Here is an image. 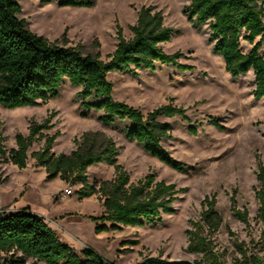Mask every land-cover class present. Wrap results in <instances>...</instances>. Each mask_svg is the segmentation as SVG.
I'll return each instance as SVG.
<instances>
[{
    "label": "rangeland",
    "instance_id": "374dc122",
    "mask_svg": "<svg viewBox=\"0 0 264 264\" xmlns=\"http://www.w3.org/2000/svg\"><path fill=\"white\" fill-rule=\"evenodd\" d=\"M25 19L34 33L60 45L78 46L84 53L100 54L107 61L118 44V27L125 38L132 37L142 7L153 6L162 11L164 23L174 32L169 42L161 44L169 54L180 52L181 65L156 63L154 69L113 71V98L142 111L144 115L164 104L185 108L189 120L180 116L160 117L170 125L171 136L162 145L186 167L178 171L147 153L136 141L126 138L130 121L116 120L105 125L99 120L103 111L92 110L81 115V87L64 80L57 98L34 107L6 109L0 106V135L6 155H0V209L6 213L28 206L53 227L61 239L81 254L86 247L116 264H135L146 257H159L179 263L194 262L202 255L188 252L187 230L200 218L202 202L216 194V209L223 222L213 235L215 251L221 264H242L237 243L249 253L260 252L263 222L258 216L260 203L255 196L258 161L264 164V97L254 96L255 76H233L225 69L220 54L213 51L209 23L194 27L185 12L189 0H95L92 7L61 6L59 0H18ZM241 48L248 52L252 45L241 38ZM264 47L262 48V51ZM53 115V127L45 133L57 132L53 152L70 154L77 148L75 139L85 133L110 138L119 148L118 162L137 183L147 174L156 180L173 183L179 192L173 203V214H162L142 227L124 226L120 230L96 233L94 217L103 214V202L97 195L82 198V183H66L61 178H47L31 153L44 141L35 142L28 151L27 167L20 169L5 158L16 147V135L29 134L31 122H42ZM215 120L223 125L215 126ZM194 127L196 133L190 130ZM115 176L113 166L102 162L86 171L87 183L94 184ZM70 189L71 194L66 190ZM236 190L240 208L249 211V223L240 221L231 210V196ZM15 206V207H13ZM29 264H45L34 258Z\"/></svg>",
    "mask_w": 264,
    "mask_h": 264
},
{
    "label": "trees",
    "instance_id": "16d2710c",
    "mask_svg": "<svg viewBox=\"0 0 264 264\" xmlns=\"http://www.w3.org/2000/svg\"><path fill=\"white\" fill-rule=\"evenodd\" d=\"M52 2L54 0H42ZM61 6L92 7L95 0H59ZM22 8L18 0H0V106L6 109L34 107L58 97L59 90L68 80L81 87L83 117L92 110L103 111L99 120L109 125L116 120L130 121L126 138L136 141L144 150L166 166L182 171L186 165L174 158L162 145L169 138L170 125L160 117L180 116L189 120L185 108L164 104L144 115L141 110L113 98V83L108 74L113 71L154 69L155 64L181 65L180 52L166 53L161 44L169 42L174 30L166 26L162 11L153 6L142 7L135 24L130 26L132 37L127 39L118 27V44L115 51L104 61L100 54L84 53L78 46L60 45L32 32L25 19L19 18ZM194 27L209 23L213 51L220 54L225 69L233 76L254 72L256 98L264 97V0H189L185 12ZM247 41L252 48L244 52L240 40ZM53 115L42 122H31L29 134L16 135V147L5 158L20 169L27 167L28 151L37 141L44 145L31 153L38 166L47 172L48 179L61 178L66 183H82L78 191L82 197H97L103 202L104 212L94 217L95 232L120 230L124 226L142 227L162 214L175 212L174 201L183 188L164 180L157 181L156 175L147 174L137 183L118 162L119 148L110 138L85 133L82 140L75 139L77 148L70 154L53 152L52 147L59 132L45 133L53 127ZM223 129L224 126L213 120ZM192 133H196L191 127ZM0 135V155H6ZM105 162L115 169L112 179L88 184L86 171L89 167ZM255 196L260 203L258 216L264 225V164L258 161ZM231 210L243 223H249V211L240 208L236 201V190L231 198ZM217 196H207L203 202L200 218L191 222L187 230V251L202 255L194 262L175 263L159 257H146L135 264H221L215 251L213 235L223 222L216 209ZM260 252H251L237 243L243 256L242 264H264V227ZM0 251H15L22 254L18 264L34 258L45 264H116L99 255L92 248H84L79 254L74 247L64 242L57 231L46 220L33 213L30 208L0 216Z\"/></svg>",
    "mask_w": 264,
    "mask_h": 264
},
{
    "label": "built area",
    "instance_id": "2783aa9c",
    "mask_svg": "<svg viewBox=\"0 0 264 264\" xmlns=\"http://www.w3.org/2000/svg\"><path fill=\"white\" fill-rule=\"evenodd\" d=\"M66 193L71 194V190L67 189ZM7 210L0 209V216L6 214ZM11 213V212H10ZM22 254L15 251H0V264H18ZM25 264H29L28 260Z\"/></svg>",
    "mask_w": 264,
    "mask_h": 264
},
{
    "label": "crops",
    "instance_id": "0c3cea01",
    "mask_svg": "<svg viewBox=\"0 0 264 264\" xmlns=\"http://www.w3.org/2000/svg\"><path fill=\"white\" fill-rule=\"evenodd\" d=\"M13 207H15V206H13ZM23 208H29L28 206H24V207H16V211L17 210H19V209H23ZM31 209V208H30ZM31 211H32V209H31ZM15 212V211H14ZM33 212V211H32ZM33 213H35V212H33ZM35 214H37V215H39V216H41L39 213H35ZM42 217V216H41ZM44 218V217H43Z\"/></svg>",
    "mask_w": 264,
    "mask_h": 264
}]
</instances>
